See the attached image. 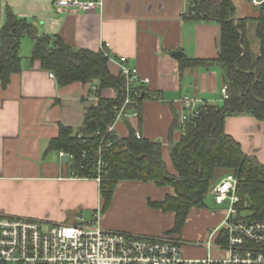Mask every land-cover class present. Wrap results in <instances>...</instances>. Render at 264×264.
I'll use <instances>...</instances> for the list:
<instances>
[{
  "label": "crops",
  "instance_id": "obj_1",
  "mask_svg": "<svg viewBox=\"0 0 264 264\" xmlns=\"http://www.w3.org/2000/svg\"><path fill=\"white\" fill-rule=\"evenodd\" d=\"M54 1L0 0V29L10 9L31 24L39 37H59L75 50L98 53L103 43H109L112 75L118 76L119 59L125 57L128 66L150 81L143 86L149 98L142 103L139 116L117 122L114 132L127 137L130 126L144 138L162 143L167 167L174 173L170 139L178 143L182 131L174 129L171 137L170 131L183 112L181 100L189 97L199 105L219 104L225 85L217 66L181 70V61L217 59L219 23L183 18L187 0H101L102 8L88 13L57 12ZM32 50V39L24 38L20 46L23 69L11 77L6 89L0 86V214L50 224H72L79 217L91 220L102 207L98 184L73 178L71 162L64 161L61 152L49 151V143L59 137L61 126L81 128L85 111L96 97L82 83L59 87L40 62H30ZM175 51L184 56L174 58L171 53ZM102 97L115 99L116 93L107 89ZM256 121L248 115L229 117L225 130L246 154L264 164ZM162 189L151 183H119L109 210L102 213L103 227L142 236L165 235L173 224L162 234L133 232L118 222L114 210L117 201L129 204L131 197L138 199L139 206L152 208L149 201L159 202L173 193L172 188L170 193ZM83 211L90 212L91 218Z\"/></svg>",
  "mask_w": 264,
  "mask_h": 264
},
{
  "label": "trees",
  "instance_id": "obj_2",
  "mask_svg": "<svg viewBox=\"0 0 264 264\" xmlns=\"http://www.w3.org/2000/svg\"><path fill=\"white\" fill-rule=\"evenodd\" d=\"M197 3L196 16L192 20L213 21L221 27L220 53L214 60L185 58L181 61V70L217 66L228 87L229 99L222 104L202 105L199 117L185 126L175 121L170 137L177 128L182 135L178 143H172L170 139L169 154L174 173L167 167L162 143L143 136L138 140L130 126L127 137L116 133L110 135L113 150L107 157L108 173L99 186L102 213L109 209L115 189L121 182L151 183L157 188H172L173 193L167 194L162 201H149L150 207L165 214H174L173 228L165 235H179L190 213L206 206L212 186L221 175L227 174L235 175L239 181L238 195L247 220L264 221V164L256 156L246 154L242 145L225 130L229 117L248 115L257 121H264V9L259 18L261 56L253 61L244 45L245 19L238 20V29L236 22L232 21L236 16L234 4L230 0H197ZM26 37L33 41L30 62L38 61L43 70L54 72L59 87L74 83L89 85L97 99L85 111L81 128L74 130L61 126L59 137L49 143V151L73 156L71 172L74 178L92 179L101 136L115 122L114 107L124 101L125 82L111 74L108 59L101 52L75 50L59 37H39L31 24L19 19L9 9L0 29L2 89H6L11 77L23 69L20 46ZM107 89L116 93L115 99L102 97V92ZM148 98L145 90L139 110ZM97 132L101 136H97Z\"/></svg>",
  "mask_w": 264,
  "mask_h": 264
},
{
  "label": "built area",
  "instance_id": "obj_3",
  "mask_svg": "<svg viewBox=\"0 0 264 264\" xmlns=\"http://www.w3.org/2000/svg\"><path fill=\"white\" fill-rule=\"evenodd\" d=\"M257 9H264V0H247ZM101 0H55L57 12L88 13L102 8ZM197 0H187L182 15L185 19L196 16ZM109 43L100 49L103 57L110 60ZM118 76L125 82V97L114 107L115 122L101 136L96 159L93 163V180L100 186L107 175V157L113 150L109 138L115 132V124L131 116H139L141 99L145 95L143 79L137 68L128 66L125 57L119 59ZM50 77L56 79L54 72ZM96 88H93V92ZM222 100L229 99L228 87L221 90ZM183 112L179 123L185 126L199 117L200 108L195 100H181ZM138 140L142 138L136 131ZM82 139L81 136H78ZM68 161L73 156L60 153ZM86 156V153H83ZM73 177V176H72ZM74 178V177H73ZM80 179V178H76ZM239 181L233 174L224 175L210 190L214 203L225 207V219L208 236L203 244L208 256L187 259L185 245L177 235L142 236L126 232L110 231L102 225L101 208L91 220L79 217L72 224H50L43 221L0 214V264H264V221H248L238 195Z\"/></svg>",
  "mask_w": 264,
  "mask_h": 264
},
{
  "label": "rangeland",
  "instance_id": "obj_4",
  "mask_svg": "<svg viewBox=\"0 0 264 264\" xmlns=\"http://www.w3.org/2000/svg\"><path fill=\"white\" fill-rule=\"evenodd\" d=\"M230 1L236 9L235 18L238 20L245 19L243 22L244 45L250 51L253 61H255L261 56L262 48V38L259 35L261 10L252 7L247 0ZM95 102H97V99ZM221 102H223L222 98L219 104H222ZM256 123L255 134L260 135L261 143L264 145V121H256ZM223 176L221 175L219 180ZM170 189V187H164L162 191L165 190L170 193ZM134 196L136 197V195ZM137 200V198L131 197L130 203L125 205L123 201H117L114 210L116 209L115 216L119 218L118 222L126 224L127 227L133 229V232L162 234L172 228V224H174L173 213L165 214L160 210L148 208L145 204L139 206ZM205 202L206 206L204 208L195 209L190 213L183 231L177 235L185 244L183 250L187 259H202L208 256L207 249L203 247L208 233L220 226L225 219V207L216 206L212 195L209 194ZM83 214L88 218H91L92 215L88 211H83Z\"/></svg>",
  "mask_w": 264,
  "mask_h": 264
},
{
  "label": "water",
  "instance_id": "obj_5",
  "mask_svg": "<svg viewBox=\"0 0 264 264\" xmlns=\"http://www.w3.org/2000/svg\"><path fill=\"white\" fill-rule=\"evenodd\" d=\"M203 0H201L202 2ZM232 21H235L236 22V28L238 29V19L237 18H233ZM242 39H243V36L241 35V40H240V44L242 42ZM171 55L176 58V59H180L184 56V53L183 52H180V51H175V52H172ZM64 161H67V158L64 157Z\"/></svg>",
  "mask_w": 264,
  "mask_h": 264
}]
</instances>
